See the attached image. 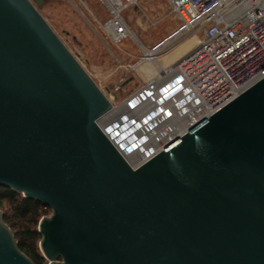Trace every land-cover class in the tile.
Instances as JSON below:
<instances>
[{"label":"water","instance_id":"obj_1","mask_svg":"<svg viewBox=\"0 0 264 264\" xmlns=\"http://www.w3.org/2000/svg\"><path fill=\"white\" fill-rule=\"evenodd\" d=\"M43 1L0 0V186L51 208L47 264H264V78L134 167ZM0 264H36L1 209Z\"/></svg>","mask_w":264,"mask_h":264},{"label":"rangeland","instance_id":"obj_2","mask_svg":"<svg viewBox=\"0 0 264 264\" xmlns=\"http://www.w3.org/2000/svg\"><path fill=\"white\" fill-rule=\"evenodd\" d=\"M39 10L110 98L113 108H118L115 114L110 111L99 122L130 163L139 164L141 161L132 156L121 139L130 138L133 134L132 141L140 142L142 135L135 132L141 119L136 121V113L150 107L154 90L172 85L174 79L173 74L163 81L156 79L161 75L160 69L166 70L160 68V64L193 35L202 40L204 32L187 33L173 42L175 44L160 49L159 46L182 27L168 0H141L138 5L129 6L123 12V18L132 34L121 42L112 40L103 28L110 15L101 0H44ZM155 48L158 50L154 61H150L146 50L153 51ZM151 63L156 68L155 74L146 71V66ZM151 81H154L153 89L150 85L144 88ZM181 86L183 89V84ZM113 128H117L118 132L115 133ZM51 213L50 208L45 215Z\"/></svg>","mask_w":264,"mask_h":264},{"label":"built area","instance_id":"obj_3","mask_svg":"<svg viewBox=\"0 0 264 264\" xmlns=\"http://www.w3.org/2000/svg\"><path fill=\"white\" fill-rule=\"evenodd\" d=\"M101 1L110 15L106 33L116 42L131 36L123 12L141 0ZM168 1L182 27L159 48L200 30L204 38L160 74H173L193 98L213 102L209 115L264 78V0Z\"/></svg>","mask_w":264,"mask_h":264},{"label":"bare ground","instance_id":"obj_4","mask_svg":"<svg viewBox=\"0 0 264 264\" xmlns=\"http://www.w3.org/2000/svg\"><path fill=\"white\" fill-rule=\"evenodd\" d=\"M199 41L200 40L198 36L193 35L178 49L171 53L170 56H167L165 61L175 59L177 56L181 55L189 48H192V46L196 45ZM157 50L158 49H155L153 51L146 50V55H148V57H146L150 61H154V55ZM146 71L148 74H155L156 68L151 63L146 66ZM167 77L170 78L172 77V75L168 74ZM156 79L163 81L166 78L160 75ZM171 84L172 85L168 86L165 85L161 89L158 87L156 90H154V94L152 93L154 95V100L152 102L151 99L152 104L150 105V107L147 108V110H141L139 113H136L138 115H135L136 121L138 119H141V121L139 120L138 122L140 124L136 126L137 129L135 132L137 133L138 131L139 135H142L140 142L136 143L137 141H132L133 134L131 137L129 136L130 138H124L123 140L121 139L122 144L129 147L132 156L141 161H139V164L157 153L166 144L175 140L184 131H187L200 120L204 119L207 115H209L214 107L213 102L207 101L204 103L201 100L193 98L192 94L185 91V87H183V89L181 88L182 86L178 78L172 79ZM227 93L228 92H226V94ZM117 109L112 108L110 111L115 114ZM113 130L115 133L118 132L117 128H113ZM121 153L123 152L121 151Z\"/></svg>","mask_w":264,"mask_h":264},{"label":"trees","instance_id":"obj_5","mask_svg":"<svg viewBox=\"0 0 264 264\" xmlns=\"http://www.w3.org/2000/svg\"><path fill=\"white\" fill-rule=\"evenodd\" d=\"M0 209L20 249L36 264H46L47 259L39 248L42 235L38 231V223L50 207L10 187L0 186Z\"/></svg>","mask_w":264,"mask_h":264},{"label":"crops","instance_id":"obj_6","mask_svg":"<svg viewBox=\"0 0 264 264\" xmlns=\"http://www.w3.org/2000/svg\"><path fill=\"white\" fill-rule=\"evenodd\" d=\"M189 50H191V48L188 49V51H189ZM188 51L182 53L181 55L177 56V57H176L175 59H173V60H169V61H165V62L161 63V64H160V68H167V67L173 65L177 60H179V59H180L185 53H187ZM166 63H167V64H166Z\"/></svg>","mask_w":264,"mask_h":264}]
</instances>
